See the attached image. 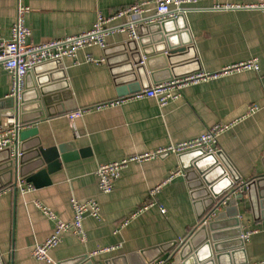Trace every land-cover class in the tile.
Listing matches in <instances>:
<instances>
[{"label":"crops","instance_id":"0c3cea01","mask_svg":"<svg viewBox=\"0 0 264 264\" xmlns=\"http://www.w3.org/2000/svg\"><path fill=\"white\" fill-rule=\"evenodd\" d=\"M143 1L150 0H0V37H10L18 3L30 8L25 16L30 28L27 41L38 43L86 31L98 13L108 16L118 8ZM261 3L264 0H196L187 5L184 19L194 59L174 66L198 65L200 71L213 73L226 64L254 56L259 69L189 84L163 107L151 97L133 98L142 90L141 82L135 71L126 74L118 68L119 46L129 39L126 33L108 36L103 48H82L74 58L61 59L67 87L49 88L46 96L51 100V115L32 126L36 125L43 147L74 142L78 157L66 162L59 159L61 164L49 174L48 184L34 187L30 183L32 190L25 193L5 189L9 185L0 189H4L0 191V264H53L31 255L33 245L53 229V222L34 202L51 208L58 218L69 220L71 197L95 199L101 219L85 216V242L71 232L65 233L62 242L49 252L56 264H71L80 256H87L93 264H123L127 256L136 264L145 257L157 256L162 264H173L178 245L166 251L161 247L187 240L199 224L200 212L178 154L130 163L107 194L98 190L96 166L154 151L196 137L213 124L231 122V127L218 137L217 150L240 176L229 191L243 183L242 197L235 205L242 232L251 231L244 241L245 256L248 262L263 259L264 208L259 204L252 208L245 190L248 181L264 174V9L255 7ZM229 5L239 7H226ZM146 8V14L153 13L152 4ZM120 21L112 20L110 24ZM88 58L102 61L95 64ZM145 68L141 79L152 86L153 79L165 73L167 60L153 55ZM50 72L55 71L49 69L46 75ZM10 81L9 73L0 69V100L9 94ZM121 97L127 99L96 108ZM251 104H256L258 110L242 118ZM77 109L85 112L72 125L66 114ZM14 147L9 148L13 151ZM175 171L179 173L165 181ZM6 181V176L0 177V185ZM158 184L159 191L150 197L149 191ZM137 210L128 224L120 227Z\"/></svg>","mask_w":264,"mask_h":264},{"label":"water","instance_id":"95a60500","mask_svg":"<svg viewBox=\"0 0 264 264\" xmlns=\"http://www.w3.org/2000/svg\"><path fill=\"white\" fill-rule=\"evenodd\" d=\"M136 33V38H129L119 46L121 54L118 68L126 74L135 71L142 89L151 86L148 83L144 84L141 75L144 76L146 73L145 65L153 55H160L167 60L165 73L153 79V84L200 71L198 65L174 66L194 59L183 13L153 23L139 24ZM61 68V59L33 66L26 73L25 88L20 99L16 101L6 96L0 100V122L2 118L17 116L21 124L31 125L19 132V144L15 145L13 151L9 147L0 150V177H7V181L0 185V189L14 185L18 179L31 183L34 187L48 184L49 174L57 170L61 162L78 157L74 142L43 147L37 136L36 125L32 126L47 115H51L49 102L51 100L46 96L49 88L57 85L67 87ZM49 69H54L55 72L46 75ZM32 74L36 76L35 79ZM177 157L180 168L185 171L190 181L192 197L200 206L199 224L182 244L173 242L161 248L166 251L169 246L178 245L173 255V264L247 263L235 205L236 200L242 197V193L235 194L228 205L219 210V203L229 189L237 184L240 176L219 150L210 153L197 148L179 153ZM245 190L252 208L257 204L264 208V174L248 181ZM125 258L123 264H136L130 256ZM157 258L159 256L145 257L141 264L151 263ZM71 264L93 262L87 259V256H80L74 258Z\"/></svg>","mask_w":264,"mask_h":264},{"label":"built area","instance_id":"2783aa9c","mask_svg":"<svg viewBox=\"0 0 264 264\" xmlns=\"http://www.w3.org/2000/svg\"><path fill=\"white\" fill-rule=\"evenodd\" d=\"M196 0H150L133 3L127 6L116 9L112 14L104 16L101 13L97 14L96 20L90 29L64 36L61 38H53L38 43L29 42L27 38L30 35V28L25 23V16L29 12V6L18 3L15 13L14 22L10 28V37L4 39L0 37V69L9 73L10 91L7 96L14 98L16 101L20 99V95L25 88V76L31 68L37 64L54 59H63L65 57L74 58L78 50L92 46L100 48L105 47L106 39L114 33H126L129 38H136V29L139 24H149L165 18L175 17L179 13H183L188 9L187 5L194 3ZM153 5V13L146 14L147 5ZM226 7H239V5H229ZM247 7V6H246ZM257 8L264 9V3L255 5ZM120 19L118 24H110L112 20ZM95 64L101 63L100 60H92ZM258 58L251 56L246 59L226 64L217 72L208 73L203 71H196L187 75L172 78L167 81L153 84L147 89H142L137 92L133 98L151 97L154 98L159 107L165 106L169 101L178 98L181 95L182 89L189 84L207 80L209 78H216L221 75L242 72V71H258ZM127 98H118L111 102L96 106L101 108L108 105H117ZM256 104L248 106L242 118H245L258 110ZM85 112L83 109L66 114L67 118L73 125V120L82 116ZM231 123H216L209 126L200 135L169 144L166 147L158 148L154 151L135 153L106 163H99L95 169V176L97 178V187L101 193H110L114 188V182L120 177L121 170L133 162H144L165 153L179 154L192 149L200 148L205 152L217 151L218 137L228 130ZM26 125L21 124L17 116L5 117L0 122V150L11 145L19 144V132L23 130ZM175 171L168 176L165 181H169L173 176L178 174ZM161 184L153 187L149 191L150 197H155L159 191ZM15 188L21 193L32 190L30 183L24 184V180L19 179L14 185H9L5 189ZM4 190V189H3ZM0 190V191H3ZM243 192V183L239 184L234 190L229 191L219 203L220 207H226L228 202L237 193ZM70 207L72 216L69 220H62L48 206L39 201H35V206L53 222V229L51 234L41 242H36L31 250V255L38 261L46 263H53L49 252L62 242L63 236L67 232L76 235L81 242H85L86 234L83 229V219L85 216H90L95 220L101 219L100 205L95 199L78 200L74 197L70 198ZM152 205V202L146 204L143 208ZM137 210L129 214L121 223L120 227L128 224L133 218ZM163 213L164 209H160ZM251 231L242 232L241 238L246 241L249 239ZM181 242H183L181 240ZM162 260H155L147 264H162ZM245 264H264V258L259 261L247 262Z\"/></svg>","mask_w":264,"mask_h":264}]
</instances>
